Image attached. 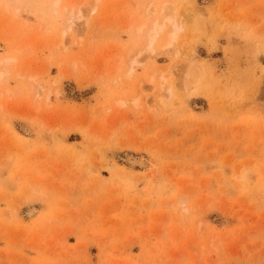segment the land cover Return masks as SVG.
Returning <instances> with one entry per match:
<instances>
[{"label": "rangeland", "instance_id": "374dc122", "mask_svg": "<svg viewBox=\"0 0 264 264\" xmlns=\"http://www.w3.org/2000/svg\"><path fill=\"white\" fill-rule=\"evenodd\" d=\"M9 56L0 264H264V0H0Z\"/></svg>", "mask_w": 264, "mask_h": 264}, {"label": "bare ground", "instance_id": "6f19581e", "mask_svg": "<svg viewBox=\"0 0 264 264\" xmlns=\"http://www.w3.org/2000/svg\"><path fill=\"white\" fill-rule=\"evenodd\" d=\"M78 16H79V18H81L82 15L80 13H78ZM166 25L172 26L173 29L171 30L170 36H169V38H168V40H167L165 45L166 46L170 45L173 42V40L176 39V37L178 35V32H179L181 27L177 24L175 16L170 15V16H168L166 18V20L164 22L156 21L155 24L152 27H150V29H149V44L147 46L148 50L152 51L154 49L153 44L162 35L161 33L164 30ZM145 27H146V24L145 23H141L140 25H138V29L137 30L139 32H142L145 29ZM69 28H70V26H69ZM11 60H13V58L11 56H9V57L1 60L0 61V65H2V66L6 65ZM7 72L8 71L5 72V70H0V82L4 81V79L6 78ZM132 72L133 71L131 70L129 75H131ZM162 83H164V81Z\"/></svg>", "mask_w": 264, "mask_h": 264}]
</instances>
